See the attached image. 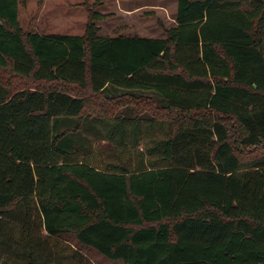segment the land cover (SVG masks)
<instances>
[{"label": "trees", "instance_id": "obj_1", "mask_svg": "<svg viewBox=\"0 0 264 264\" xmlns=\"http://www.w3.org/2000/svg\"><path fill=\"white\" fill-rule=\"evenodd\" d=\"M103 1L77 36L0 0V264H264V0H177L163 39Z\"/></svg>", "mask_w": 264, "mask_h": 264}, {"label": "rangeland", "instance_id": "obj_2", "mask_svg": "<svg viewBox=\"0 0 264 264\" xmlns=\"http://www.w3.org/2000/svg\"><path fill=\"white\" fill-rule=\"evenodd\" d=\"M85 2L92 7L97 0H26L25 6L19 8L20 27L24 32L82 35L87 20ZM176 3L177 0H104L95 9L108 16L96 23L100 28L99 35H131L142 27L146 33H140L141 37L163 39L162 30L176 25ZM92 144L96 146L97 153L100 146L106 145L98 143V147V144ZM91 256L96 263L100 262L98 256Z\"/></svg>", "mask_w": 264, "mask_h": 264}, {"label": "crops", "instance_id": "obj_3", "mask_svg": "<svg viewBox=\"0 0 264 264\" xmlns=\"http://www.w3.org/2000/svg\"><path fill=\"white\" fill-rule=\"evenodd\" d=\"M175 26H176V25H175ZM175 26H174V27H175ZM97 27L99 28V26H97ZM129 28H131V27H129ZM171 28H172V27H171ZM99 29H100V28H99ZM99 32H100V31H99ZM142 32L146 33V30H145L144 28L141 27V28L137 29V33H136V34H131V35H130V34H124V33H121L120 35H127V36H128V35H129V36H135V35H136V36L141 37L139 34L142 33ZM101 36H107V35H101ZM163 36H164V35H163ZM142 38H148V37H143V36H142Z\"/></svg>", "mask_w": 264, "mask_h": 264}]
</instances>
